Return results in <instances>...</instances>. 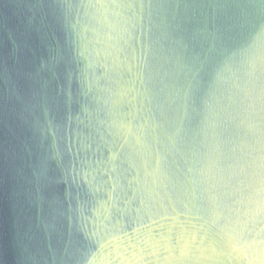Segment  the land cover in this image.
Instances as JSON below:
<instances>
[{"label": "clouds", "instance_id": "9594fccd", "mask_svg": "<svg viewBox=\"0 0 264 264\" xmlns=\"http://www.w3.org/2000/svg\"><path fill=\"white\" fill-rule=\"evenodd\" d=\"M0 264H264V0H0Z\"/></svg>", "mask_w": 264, "mask_h": 264}, {"label": "water", "instance_id": "95a60500", "mask_svg": "<svg viewBox=\"0 0 264 264\" xmlns=\"http://www.w3.org/2000/svg\"><path fill=\"white\" fill-rule=\"evenodd\" d=\"M5 15L7 17H10V19L8 20V24L9 26L11 27H15L16 24H19L20 21L16 18L15 15H13V9H5ZM5 35V38L8 40L9 44L11 43V36L8 34L7 31H5L4 33ZM9 216H10V211H9V208L7 206V203H5V206H4V223H5V230H7V227H8V219H9Z\"/></svg>", "mask_w": 264, "mask_h": 264}]
</instances>
